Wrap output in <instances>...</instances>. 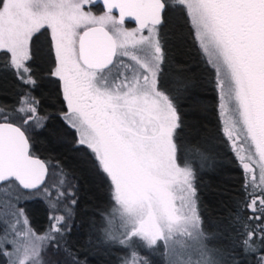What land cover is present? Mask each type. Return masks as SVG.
<instances>
[{
	"label": "snow or ice",
	"instance_id": "obj_1",
	"mask_svg": "<svg viewBox=\"0 0 264 264\" xmlns=\"http://www.w3.org/2000/svg\"><path fill=\"white\" fill-rule=\"evenodd\" d=\"M186 10L211 67L222 133L244 171L234 247L264 264V0H175ZM0 0V70L20 85L12 107L0 105V264H81L60 241L71 231L75 204L66 173L47 183L49 165L33 151L31 132L42 86L33 36L51 31L47 74L60 86L59 120L107 185L109 200L94 224L118 246L120 264H241L210 247L202 230L196 174L186 158L177 99L163 78L167 49L161 32L170 0ZM136 24L125 27L126 22ZM56 195L53 197L52 192ZM46 194L49 224L32 227L23 202ZM244 213L246 215L241 216Z\"/></svg>",
	"mask_w": 264,
	"mask_h": 264
},
{
	"label": "trees",
	"instance_id": "obj_2",
	"mask_svg": "<svg viewBox=\"0 0 264 264\" xmlns=\"http://www.w3.org/2000/svg\"><path fill=\"white\" fill-rule=\"evenodd\" d=\"M93 11L100 14L103 9L101 6L94 7ZM126 26L135 27L133 24ZM161 36L167 49V60L162 65L163 78L177 99L183 121L185 156L196 174L202 229L216 234L210 247L227 253L229 259L235 256L241 264H255L252 256L234 247L239 223L233 224L232 217L238 208L237 202L242 199L244 171L222 133L213 70L206 64V57L193 39L186 10L175 0H170ZM32 43L38 54L36 72L42 85L35 92L36 98L41 101L38 114L49 116L45 127L31 132L33 151L49 165V176L54 171L53 165L58 162L66 173L63 187L71 188L76 201L72 205L73 216L68 221L71 231L63 241L76 250L81 264H120L122 250L105 242L103 234L94 227L100 222L99 211L108 203V187L87 158L72 150L73 130L59 120V111L63 107L60 86L56 78L48 76L44 59L52 47L49 30L44 28L36 33ZM19 92L20 85L15 76L10 71L0 70V105L12 107ZM33 205L39 208L32 210ZM22 207L32 227L37 230L48 227L46 200L32 195ZM141 255L147 256L152 264H164V258L158 252L153 254L141 250ZM230 264L234 262L230 261Z\"/></svg>",
	"mask_w": 264,
	"mask_h": 264
},
{
	"label": "rangeland",
	"instance_id": "obj_3",
	"mask_svg": "<svg viewBox=\"0 0 264 264\" xmlns=\"http://www.w3.org/2000/svg\"><path fill=\"white\" fill-rule=\"evenodd\" d=\"M125 27H127L126 24H125ZM128 28H133V27H128ZM43 29H44V28H43ZM41 30H42V29H41ZM48 30H49L50 35H51V31H50V29H48ZM34 35H35V34H34ZM221 118H222V123H223V120L225 119V117H223V116L221 115ZM50 175H51V176H50V178L48 179V182H47V183L49 184V186H51L52 184H59V182H60V180H61V175H59L58 173H56V175H54V176H53L52 174H50ZM52 195H53V197H55L56 192L53 191V192H52ZM33 197H37V198L41 197V198H43L44 200H46V202H47V197H46V194H44V193H40V194H38V195H33ZM72 205H73V204H71V201L69 200V201H68V206L72 208ZM36 207L39 208V206L33 205L32 210H33L34 208H36ZM68 221H69V220H68ZM202 230H203V229H202ZM60 243H61V245H63V244H64V241L61 240Z\"/></svg>",
	"mask_w": 264,
	"mask_h": 264
},
{
	"label": "water",
	"instance_id": "obj_4",
	"mask_svg": "<svg viewBox=\"0 0 264 264\" xmlns=\"http://www.w3.org/2000/svg\"><path fill=\"white\" fill-rule=\"evenodd\" d=\"M101 7H102V0H101ZM103 9V8H102ZM126 24H133L135 27H136V24L134 23V22H131V21H128V22H126ZM39 157V156H38ZM39 158H41V157H39ZM42 159V158H41ZM42 160H44V159H42ZM45 161V160H44ZM46 162V161H45Z\"/></svg>",
	"mask_w": 264,
	"mask_h": 264
}]
</instances>
